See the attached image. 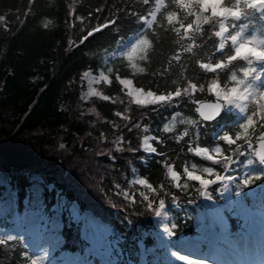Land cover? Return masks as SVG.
<instances>
[{"label": "trees", "instance_id": "obj_1", "mask_svg": "<svg viewBox=\"0 0 264 264\" xmlns=\"http://www.w3.org/2000/svg\"><path fill=\"white\" fill-rule=\"evenodd\" d=\"M125 2L133 0H0V172L14 182L20 208L29 178L37 175L43 179L42 197L47 207L56 196L76 202L122 236V251L128 253L136 247L138 228L152 227V215L160 200L167 207L170 224L176 225L175 231L192 233L193 210L202 203V197L200 185L183 172L185 167L201 176L210 167L219 174L236 167L240 175L235 193L241 188L240 197L247 189L264 185V177H259L264 169L251 171V156L236 159L225 169L226 161L213 164L189 151L197 144L214 148L224 132L235 131L240 123H232V117L225 114L217 121L200 119L196 99H214L206 86L184 96L176 106L167 103L155 109L131 102L115 77L111 85L100 83L99 95L88 103L79 98L82 73L90 68H115L128 74L137 87L163 92L178 86L185 75L205 85L212 79L231 83V76L238 75L244 66L239 60L210 73L200 69L190 54L176 62L171 59L177 46L175 35L162 29L150 61H139L144 71L130 69L123 57L105 63L120 40L138 29L143 28L140 36L148 32L145 22L123 16L116 26L89 35L97 22H105L109 9L115 11L113 5L123 7ZM105 4L108 8L103 12L95 11ZM227 22L230 35L264 39L261 9L247 8ZM214 25L215 21L206 24L202 33L195 35V59L214 62L233 52L228 41L222 51L217 49L219 39L214 36ZM260 47L264 48V43ZM149 131L159 137L158 155L142 166L138 161L140 142ZM118 139L119 148L114 150ZM222 146L227 150V145ZM110 154L113 161L108 158ZM168 164L180 172L179 187L173 182L175 173L170 175ZM242 177L259 178L241 186ZM140 178L146 182L139 183ZM230 219L238 229L237 215L232 213ZM9 225L0 219V229ZM62 233L66 248L82 249L83 240L73 224L64 223ZM12 236L16 239H9ZM12 236H0V264H24L23 253L30 254L24 239Z\"/></svg>", "mask_w": 264, "mask_h": 264}, {"label": "snow or ice", "instance_id": "obj_2", "mask_svg": "<svg viewBox=\"0 0 264 264\" xmlns=\"http://www.w3.org/2000/svg\"><path fill=\"white\" fill-rule=\"evenodd\" d=\"M115 11L109 9V16L105 17V22L100 24L97 22L95 27L89 35L103 30L109 26H116L119 19L123 16L134 17L140 21L145 22L148 27V32L141 35L130 48L125 51L122 56L125 58L128 67L132 70L139 69L144 71L139 61H150L152 53L156 50L158 43L157 35L160 29L166 33L171 32L175 35V43L177 46L173 49V56L176 62H180L185 54H190L194 59L195 64L202 70H207L210 73L219 72L228 64L237 62L241 59L247 61L246 66L240 68V73L231 76V83H222L218 79H212L206 85L201 84L199 80L191 76L185 75L180 81L179 85H173L172 90L153 91L151 87L143 88L134 86L133 79L126 73H121L115 68H109L99 73L98 79L111 85L115 77L118 83H121L125 95L135 104L157 103V102H177L184 96H191L196 93L197 88H205L209 93L214 95L215 99L209 98L208 101L196 99V112L199 117L204 120L213 119L224 106L225 103H232L245 111V105L242 101H248L251 105V110L246 113L245 119L240 122L233 132H224L219 138L214 148L202 147L197 144L195 147L189 148V151L198 154L201 157H206L210 162L215 164L218 161H226L224 167L227 169L228 164L234 160H244L246 156L255 157L258 162L264 164V88H253L250 84H246L249 77L259 76L260 73L256 71L253 61L264 59V48L260 47L264 43V39L251 35L240 39V33H233L227 37V41L231 43L233 52L228 55H222L214 62H205L203 59H195L197 49L195 46V35L202 33L204 26L213 21L216 22V30L214 36L219 39L218 49L223 50L225 47V33L228 31L229 24L226 18H236L244 13L247 8H258L264 11V0H141V3L125 2L123 7L113 5ZM108 5L98 7L95 11L97 13L103 12ZM92 12L88 13L91 18ZM159 21V25H158ZM88 37H85L87 39ZM192 41V44H188ZM187 45V47L185 46ZM171 59L169 61V68L172 67ZM93 70H86L82 73L85 77H91L90 83L97 79L92 75ZM141 93L145 97L141 98ZM166 130H170L165 126ZM259 133L257 136L256 133ZM227 145V150L225 146ZM170 175L175 173L173 182L177 183L181 179L180 172L175 169L173 164L167 165ZM183 172L190 179L197 180L200 183V174L194 172L187 167ZM205 176L203 182L200 183V195L206 196L209 199H214L208 192L207 188L210 184L220 182L225 177L219 174L215 168L205 169ZM259 177H264V171H261ZM259 177H242L240 180L241 186L251 185L254 179ZM228 180H232V176H227ZM139 183H145L144 178H140ZM153 190H155L153 188ZM241 188L237 189V198H229L226 205L221 207H207L204 215L196 218L197 229L207 228V219L211 218L215 221V225L219 226L222 239L231 247L238 243V236L230 232L224 217V207L232 210L234 214L241 216L245 220V226L251 219L253 213L254 202L252 199L240 198ZM141 195H144L141 193ZM254 195V194H253ZM146 198V197H145ZM164 206V201H159V206L155 207V212L159 213L160 208ZM0 211L10 213L19 227H26L31 231H35L37 235L41 234V213L37 209L29 211L25 209L21 214L18 209L0 207ZM245 226H242L245 227ZM166 234L172 239H177L180 243H188L193 237H185L183 234H178L175 229L176 225H163ZM108 229L105 227V235ZM9 239L15 240L12 236ZM58 239V238H57ZM221 248H216L214 254H222ZM111 250L103 247H98L94 238L89 237L87 244L81 252H65L62 255L68 256L70 259L66 264H97L99 258L110 255ZM184 264H209L208 259H200L189 257L180 253H173ZM24 264H42V257L30 256L26 251L23 253Z\"/></svg>", "mask_w": 264, "mask_h": 264}, {"label": "rangeland", "instance_id": "obj_3", "mask_svg": "<svg viewBox=\"0 0 264 264\" xmlns=\"http://www.w3.org/2000/svg\"><path fill=\"white\" fill-rule=\"evenodd\" d=\"M139 32L130 35L125 41L121 42L110 54L109 58H120L122 54L127 51L128 48L139 38ZM227 36L225 34V42ZM233 49V48H232ZM244 66L247 61L242 59ZM256 71L264 72V63L253 61ZM97 79L94 83L99 82V74L96 75ZM257 76L249 77L246 84H250L253 88H264V75L259 79ZM91 79V77H87ZM231 103H225L223 106V113L231 115L234 123L240 122L246 116L247 110L250 108L249 102L243 103L245 111H241V108L235 104L229 106ZM217 120V119H216ZM216 134V133H215ZM259 135V133H258ZM257 135V136H258ZM257 169H264V164H261L254 160L250 164V170L255 172ZM228 174H231L233 179L228 180L226 176L224 180L219 182L217 195L221 200V203L212 204L205 197L201 206H195L193 211V235H187L185 237H193L188 243H180L177 239H172L165 233L164 227H162L168 221L167 209L165 206L160 208L159 213H155L152 217V229L150 230H138L136 235L137 249L136 255H127L121 252L120 245L122 244V237L118 235L110 226L100 222L95 218L92 213L86 210H82L75 202H66L63 197H56L53 205L46 208L45 201L42 198V185L41 181L34 179L28 186L24 205L19 208L18 200L16 197V186L11 180L8 174L0 172V187L2 190L0 193V207L18 209L21 214L25 209L29 211L37 209L41 213V234L37 235L35 231H31L26 227H19L15 223L12 215L6 211H0V219L4 218L9 222V227L6 229H0V235H19L21 236L31 250V256L42 257V264H66L69 261V257L62 255L65 252H71L63 249L64 237L62 235V224L66 221L68 224H73L80 234V237L84 241V247L88 242L89 237L94 238L98 247H105L111 250L110 255L99 258L97 264H177L169 256L174 252L183 254L180 250L176 249L178 246H186L187 248H194V250L204 251L211 245L214 248H221L223 250L220 256L230 261L234 260L238 264H264V212L262 215L255 216L259 212L255 207H262L264 209V187L257 190L248 191L242 197L243 199H252L254 202L253 213L251 219L245 226V220L238 215L241 228L239 233H233L238 236V243L235 246L225 245L227 243H219V239H222L219 226L215 225V221L211 218L207 219V228L197 229L196 218L204 215V211L207 207H221L226 205L229 198L235 199L234 188L237 184L239 172L236 169H229ZM210 186L207 190L210 192ZM254 194V195H253ZM225 213L229 210L224 207ZM264 211V210H263ZM242 226H245L242 228ZM105 227L108 229L107 235H105ZM203 230H207L208 233H215L217 239H213L211 235H205ZM232 233V232H231ZM247 234L250 236L248 237ZM207 236V241H203V244L194 242L197 238ZM58 238V239H57ZM144 241H150L149 246H144ZM84 249V248H83ZM133 251V250H132ZM81 252L83 250L75 251ZM134 252V251H133ZM174 255V254H173ZM185 255V254H183ZM176 256V255H175ZM188 256V255H186ZM130 257L133 258L130 260ZM191 257V256H189ZM210 264V263H209Z\"/></svg>", "mask_w": 264, "mask_h": 264}, {"label": "bare ground", "instance_id": "obj_4", "mask_svg": "<svg viewBox=\"0 0 264 264\" xmlns=\"http://www.w3.org/2000/svg\"><path fill=\"white\" fill-rule=\"evenodd\" d=\"M258 73H260V75H259L260 77H262V76L264 75V72H262V71H259ZM259 76L256 77V79H259V78H260ZM263 87H264V86H263ZM229 106H232V103L229 104ZM255 216H256V215H255ZM203 231L205 232V235H206V233H207V234L211 235V237H212L213 239H217V236H216L215 233H211V232L208 233L207 230H203ZM205 235H204L203 237L197 238V240L194 241V242L200 243V244L202 245V244H203V241H207V240H209V239H207V236H205ZM247 236L249 237L250 235L247 234ZM176 249L180 250V252H182L183 254L188 255V256H191V257H193V258L208 259L210 264H238V263H237L236 261H234V260L230 261V260H228V259H226V258H222V257L220 256V254H219V255L214 254L216 248H214V247L211 246V245H209V246L206 248V250H204V251L194 250V248H191V249H190V248H187L186 246H185V247H184V246H178V247H176ZM169 256H170V257L174 260V262H176L177 264H184V262H182L180 259H178L177 256H175V255H173V254H170V253H169Z\"/></svg>", "mask_w": 264, "mask_h": 264}, {"label": "water", "instance_id": "obj_5", "mask_svg": "<svg viewBox=\"0 0 264 264\" xmlns=\"http://www.w3.org/2000/svg\"><path fill=\"white\" fill-rule=\"evenodd\" d=\"M219 113H220V112H219ZM219 113H218L215 117H217V116L219 115ZM215 117H214V118H215ZM211 120H212V119H211Z\"/></svg>", "mask_w": 264, "mask_h": 264}]
</instances>
